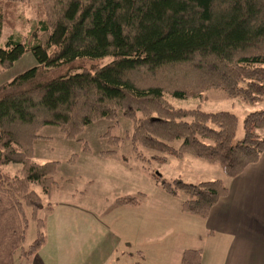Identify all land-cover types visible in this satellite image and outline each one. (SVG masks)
<instances>
[{"label": "trees", "instance_id": "trees-1", "mask_svg": "<svg viewBox=\"0 0 264 264\" xmlns=\"http://www.w3.org/2000/svg\"><path fill=\"white\" fill-rule=\"evenodd\" d=\"M45 1L47 19L29 37L13 34L0 48L3 70L28 51L37 60L0 89V166L21 165L17 174H2L0 193L13 201L25 229L32 221L37 227L25 257L46 242L39 215L47 205L35 187L48 195L59 185L61 163L35 160L47 126L81 142L88 126L122 117L133 121L129 139L138 159L147 158L144 151L161 164L189 156L218 165L228 178L259 161L264 110L246 116L238 138L236 114L175 108L167 95L187 100L214 89L252 105L262 102L264 0ZM3 19L0 6V30ZM119 140L111 138L115 145ZM83 151L91 153L86 143ZM77 160L78 154L67 162ZM154 178L169 196H185L183 212L202 219L229 191L223 179L195 184ZM143 196L118 197L116 203L136 206ZM201 255L187 250L182 263L200 264Z\"/></svg>", "mask_w": 264, "mask_h": 264}, {"label": "crops", "instance_id": "crops-1", "mask_svg": "<svg viewBox=\"0 0 264 264\" xmlns=\"http://www.w3.org/2000/svg\"><path fill=\"white\" fill-rule=\"evenodd\" d=\"M259 132L264 137V130ZM5 166H0V179L8 173ZM7 166H13L15 173L21 169L20 164ZM104 178L112 183V178ZM88 182L95 186L93 178ZM226 184L228 194L205 219L183 212L179 199L171 196L160 195L148 202L150 206L144 201L122 206L116 203L122 196H112L108 184L96 201L92 196L100 191L72 192L71 197H79L77 202L59 198L41 211L46 242L29 257L23 251L34 242L28 231L35 222L25 229L13 201L0 193V264H55L58 260L59 264H183L187 250L202 251L200 264H264V153ZM57 189L48 195L39 193L47 201ZM146 208L152 210L150 223L136 214L137 209ZM181 228L184 234L179 240Z\"/></svg>", "mask_w": 264, "mask_h": 264}, {"label": "rangeland", "instance_id": "rangeland-1", "mask_svg": "<svg viewBox=\"0 0 264 264\" xmlns=\"http://www.w3.org/2000/svg\"><path fill=\"white\" fill-rule=\"evenodd\" d=\"M0 6L2 7L4 18L0 30V48L6 45L9 37L13 34L20 35L23 38L29 37L34 25L39 21L47 19V1L45 0H0ZM110 60L111 57H108L103 62L107 63ZM36 65L37 60L34 55L30 51L25 52L13 66L4 70L0 69V89L16 76ZM167 100L175 108H200L206 112L228 111L236 114L240 124L238 138L243 135V123L246 116L253 111L264 110V100L252 105L246 103L241 98H229L224 92L214 89L205 91L198 98L191 97L187 100H181L167 95ZM133 129V121L122 117L118 121L102 120L88 126L79 136V138H82V141L77 142L76 140L66 138L55 126L45 127L41 134L47 140H44L41 145L37 146L35 160L39 163L59 161L61 167L57 176L59 188L51 191L53 192L57 189L58 192L52 199L49 197L47 201L43 199V204L49 208L48 202L54 203L59 198L75 203L79 200V197H71V193L79 190H89V192L92 190L96 192L100 191V193H95L96 198L93 197L94 195L92 196V199L96 201L98 195H101V191L108 190V187L104 186V184L110 185L109 192L112 196H137L139 193H143L145 195L142 198L144 203L159 198L160 195L169 197V195L162 191L160 184L155 180L154 176L157 175L168 179L182 178L186 182L195 184L220 178L226 181V183L228 182V178H226L219 166H214L213 164L189 156L183 159L172 157L168 163L161 164L149 159L153 155L152 152L144 151V155L149 158L138 159L129 139ZM258 133L262 135V132ZM111 138H119L118 145H115L111 141ZM85 143L90 147L91 154L84 153ZM113 149L117 151L115 155L107 157L102 155V153ZM77 154V163L71 166L67 161L71 156ZM188 159L191 160L187 162ZM4 168L8 173H19V171L15 173L17 170L13 166L9 167L6 165ZM105 176L112 178V183H107L104 178ZM92 178L95 182V186L93 187L89 186L88 182ZM114 179H117L116 182L113 181ZM68 180H71V182ZM35 189L41 192L39 187H35ZM184 197L182 195L178 200L180 206ZM148 205L150 206L149 203ZM136 214L144 216L147 221L149 216L152 215V210H147V208L145 210L137 209ZM36 230L37 227L32 223L28 231V237L30 238L34 235L35 240L37 237ZM178 234V239H183L184 228H181V232H178ZM26 241L28 242V238ZM149 245L152 244L149 243ZM58 261H54V263L59 264ZM217 264H221V262L219 261Z\"/></svg>", "mask_w": 264, "mask_h": 264}]
</instances>
